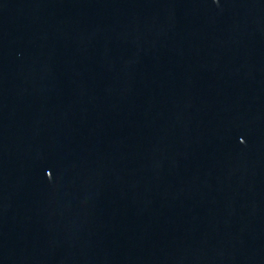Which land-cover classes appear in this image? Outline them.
Returning a JSON list of instances; mask_svg holds the SVG:
<instances>
[{"label":"water","instance_id":"95a60500","mask_svg":"<svg viewBox=\"0 0 264 264\" xmlns=\"http://www.w3.org/2000/svg\"><path fill=\"white\" fill-rule=\"evenodd\" d=\"M0 264H264V0H0Z\"/></svg>","mask_w":264,"mask_h":264}]
</instances>
